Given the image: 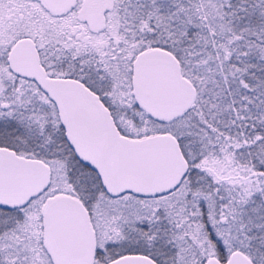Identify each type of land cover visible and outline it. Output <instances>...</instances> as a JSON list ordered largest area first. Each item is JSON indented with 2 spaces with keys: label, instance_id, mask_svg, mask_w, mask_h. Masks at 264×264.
I'll list each match as a JSON object with an SVG mask.
<instances>
[{
  "label": "snow or ice",
  "instance_id": "snow-or-ice-1",
  "mask_svg": "<svg viewBox=\"0 0 264 264\" xmlns=\"http://www.w3.org/2000/svg\"><path fill=\"white\" fill-rule=\"evenodd\" d=\"M0 264H264V0H0Z\"/></svg>",
  "mask_w": 264,
  "mask_h": 264
}]
</instances>
